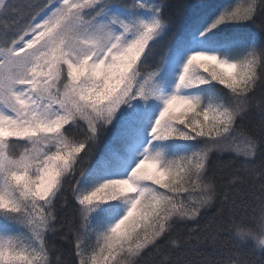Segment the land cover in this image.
Here are the masks:
<instances>
[{"label":"snow or ice","instance_id":"obj_1","mask_svg":"<svg viewBox=\"0 0 264 264\" xmlns=\"http://www.w3.org/2000/svg\"><path fill=\"white\" fill-rule=\"evenodd\" d=\"M256 179L264 0H0V264H264L177 232Z\"/></svg>","mask_w":264,"mask_h":264},{"label":"trees","instance_id":"obj_2","mask_svg":"<svg viewBox=\"0 0 264 264\" xmlns=\"http://www.w3.org/2000/svg\"><path fill=\"white\" fill-rule=\"evenodd\" d=\"M173 5L183 2V0H169ZM194 2V0H189ZM217 2H225V0H217ZM179 36V31L175 30L169 34L165 41V47L169 43H175ZM215 157L213 161L215 162ZM228 159V157H224ZM210 174H214L217 183L220 185V192L224 191V185L229 180V170H221L213 167ZM260 181L256 179L249 181V186L244 187L241 194L235 198L234 203H225L222 195L218 196L212 207L204 210L201 217L197 221L182 222L177 225L179 236L186 237L189 235V229L196 227L204 229L205 225L211 221V227L207 231H200L198 234L203 238L207 237L209 241L213 236L216 237V244L211 243L202 245L198 251L204 256L211 258H231L233 251H238L240 257L254 258L260 255L256 251L257 242L252 239L241 240L236 235L238 228L252 229L257 235L262 232L264 226V194L260 192ZM201 257L193 256L192 259H200Z\"/></svg>","mask_w":264,"mask_h":264},{"label":"clouds","instance_id":"obj_3","mask_svg":"<svg viewBox=\"0 0 264 264\" xmlns=\"http://www.w3.org/2000/svg\"><path fill=\"white\" fill-rule=\"evenodd\" d=\"M245 233L246 235L247 234H250V233H255L252 229H242V228H238L237 231H236V235L237 236H240L241 233ZM258 236V239L259 240H264V231H262ZM258 242V241H256Z\"/></svg>","mask_w":264,"mask_h":264},{"label":"rangeland","instance_id":"obj_4","mask_svg":"<svg viewBox=\"0 0 264 264\" xmlns=\"http://www.w3.org/2000/svg\"><path fill=\"white\" fill-rule=\"evenodd\" d=\"M178 110V109H177Z\"/></svg>","mask_w":264,"mask_h":264}]
</instances>
